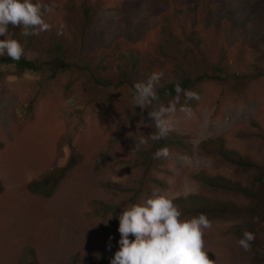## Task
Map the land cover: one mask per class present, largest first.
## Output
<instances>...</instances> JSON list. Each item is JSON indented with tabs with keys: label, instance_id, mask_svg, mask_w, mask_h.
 I'll return each mask as SVG.
<instances>
[{
	"label": "rangeland",
	"instance_id": "obj_1",
	"mask_svg": "<svg viewBox=\"0 0 264 264\" xmlns=\"http://www.w3.org/2000/svg\"><path fill=\"white\" fill-rule=\"evenodd\" d=\"M39 2L50 9L43 17L50 28L72 40L65 59L73 65L51 75L55 67L48 62L41 71L18 74L15 66L0 64V264H91L105 243L111 245V264L119 224L92 213L90 205L94 199L123 200L101 186L106 180L148 184L153 178V190L173 197L197 192L239 206L249 203L239 194L212 193L191 174L206 169L249 181L250 172L199 150L201 141L214 137L264 163V0ZM83 2L97 7L92 22L78 15ZM20 43L28 59L53 58L54 53L37 50L40 43L37 49ZM126 60L134 64L131 84L148 80L146 66L151 74L163 73L158 86L184 72L211 76L191 91L196 98L185 92L160 103L174 106L165 115L168 132L186 136L189 153L168 148L156 168L118 163L133 162L137 150L156 142L148 120L151 105H134L127 86L102 87L90 79L92 72L99 75L96 67ZM250 74L256 75L240 77ZM71 154L76 162L50 196L33 190L32 179L60 168ZM210 222L204 241L214 264H262L264 219L247 215ZM245 229L255 235L247 251L238 244Z\"/></svg>",
	"mask_w": 264,
	"mask_h": 264
},
{
	"label": "trees",
	"instance_id": "obj_2",
	"mask_svg": "<svg viewBox=\"0 0 264 264\" xmlns=\"http://www.w3.org/2000/svg\"><path fill=\"white\" fill-rule=\"evenodd\" d=\"M33 2L35 1L33 0ZM76 8L82 21H93V16L97 11V7H94L87 2H83ZM9 31L12 33L13 38L19 41H25L26 45L32 47L33 49H37L36 44L40 43V45H42V49H37L38 51H44L49 55L54 53L53 58L49 61L46 60L45 62H38L36 59H28L24 55L18 61L12 60L7 56V54L0 56V64L15 66L13 74L22 73L26 70L36 72L41 71L42 68H44L43 66L48 62L53 64L55 67L52 68L51 72V75H54L57 71H63L73 65L65 59V57L67 58L68 51H70V48L72 47V40L69 38V35L67 36L58 33L51 28L47 31L39 32L38 35L28 37L21 35L22 29L20 28L9 26ZM117 58H119V55L116 56V59ZM129 63L133 62L126 60V62L118 63L112 67H107L105 65L96 67L99 75L97 76L94 72H92V77L90 76V79L95 85L102 87L111 86L114 88H120L127 86L130 88V95L133 98L134 84H131L128 81V76L132 72L131 68L134 67V64L130 65ZM149 69L150 66H146L144 68V76L147 78L151 74ZM255 75L256 74L240 75V77L243 79H250L255 77ZM208 77L210 78L211 76H208L205 72H201L195 76L188 75L184 72L178 79L162 83L156 89L159 100L153 101L149 112H151L154 108H157L160 103L167 98L192 91L199 85L202 79ZM177 83H179L182 89L179 93L176 91L175 87ZM148 120L151 121L153 125L152 128L155 133L157 131L155 121L151 119L149 115ZM164 146L183 153H189L191 150V143L187 140L186 136H179L175 133L168 132L165 138L156 140L153 146L147 149L137 150V156L133 162L121 160L118 161V163L125 164V168H134L139 165L140 167L145 166L147 168H149V166H154L155 168L159 167L161 161H158V158H154V154L158 149ZM198 148L201 152L211 156L214 160L218 162H225L228 166L233 167L235 170L244 173L250 172L251 177L246 184H243L241 181L223 173L211 172L206 169H198L191 174L192 178L212 193L227 192L231 194H239L248 199L249 203L245 206H239L230 199H223L217 196H209L197 192L189 193L184 196H177L174 200V203L180 207L184 216H197L200 213H205L209 221L247 215L264 219V163H257L240 154L235 149L226 147L223 139L220 137L203 140L198 145ZM75 162L76 158L71 154L60 168L58 167L56 169L46 171L37 178L32 179L30 182L31 187L44 197L50 196L53 190L57 187L60 179L74 165ZM156 181L158 180L156 179ZM147 182L148 184H144L142 181L134 180L131 181V184H129V182H120L117 180L103 181L101 183L103 188L114 194L122 195L123 200L113 203L111 201L94 199L90 203L92 213L101 217H106L107 215L112 216L109 223L112 224L117 221L119 224V214L125 206L140 202L146 195H152L154 191L153 178ZM1 190L2 186L0 183V191ZM119 239L120 233L118 231V246ZM130 239H132L131 236ZM109 245V243H105L101 249L100 256L96 257L91 264H109L108 258L111 255V247H109ZM258 260L264 264V253L258 257Z\"/></svg>",
	"mask_w": 264,
	"mask_h": 264
},
{
	"label": "clouds",
	"instance_id": "obj_3",
	"mask_svg": "<svg viewBox=\"0 0 264 264\" xmlns=\"http://www.w3.org/2000/svg\"><path fill=\"white\" fill-rule=\"evenodd\" d=\"M46 11L50 9L39 0H0V36L4 37L0 39V56L7 54L12 60H20L24 47L13 38L9 25L22 29L24 37L38 35L50 29L43 18ZM162 77V72H153L147 81L135 82L134 105L145 109L153 101H158L156 89ZM175 87L178 93L182 91L179 83ZM186 96L193 99L196 93L189 91ZM170 111H174V106L160 104L148 113L157 130L151 137L153 140L166 137L170 127L165 115ZM144 143L145 140L140 138L139 144ZM168 152L164 146L156 151L154 158L166 157ZM174 200L175 197L168 193L154 190L141 202L122 209L119 214V248L111 264H214L205 249V231L211 228L207 215L184 216ZM254 239V233L245 229L238 244L247 251Z\"/></svg>",
	"mask_w": 264,
	"mask_h": 264
}]
</instances>
